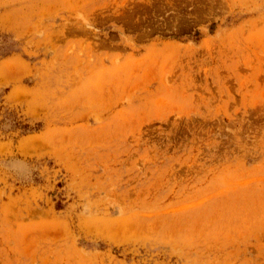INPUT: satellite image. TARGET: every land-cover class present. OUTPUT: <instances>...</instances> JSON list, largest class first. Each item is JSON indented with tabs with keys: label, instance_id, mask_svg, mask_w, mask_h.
<instances>
[{
	"label": "rangeland",
	"instance_id": "obj_1",
	"mask_svg": "<svg viewBox=\"0 0 264 264\" xmlns=\"http://www.w3.org/2000/svg\"><path fill=\"white\" fill-rule=\"evenodd\" d=\"M0 264H264V0H0Z\"/></svg>",
	"mask_w": 264,
	"mask_h": 264
}]
</instances>
